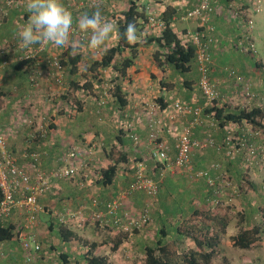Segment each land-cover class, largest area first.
<instances>
[{
  "label": "crops",
  "instance_id": "crops-1",
  "mask_svg": "<svg viewBox=\"0 0 264 264\" xmlns=\"http://www.w3.org/2000/svg\"><path fill=\"white\" fill-rule=\"evenodd\" d=\"M22 1L23 4L20 7L7 9L3 5V0H0V49H5V55H9L6 56V59L10 60L7 67H0V135L5 139L7 151L20 166L28 171L32 177V184L34 182L33 178L38 171L49 173L56 170L59 167L60 156L71 146L93 148L94 154L91 156L90 169L92 168L94 173L98 169L99 177L101 169H106L114 164V160L108 156L110 150L113 149L115 153L124 158L117 163L115 176L109 185L103 186L97 183L96 180L98 178L93 176L88 179L91 173L89 170L87 178L77 177L72 181H57L48 191L36 198V206L38 207V212L36 213L37 225L33 232L38 242L40 237L48 241L46 246H42L39 242L43 254L40 257V264H84V259L89 255L88 253L98 257L104 256L112 264H120L122 260L130 264L131 258L138 256L142 259L144 257L143 249L154 246L158 241H161L163 245L175 244L178 255L192 250L194 248L192 240L183 238L177 233L179 223L187 219L193 211H207L210 208L212 209L213 206L204 181L195 179L193 182L191 181L193 180L191 179L192 177L186 173H178V170L174 173L175 169L168 167L175 159L177 153V142L174 136L166 133L161 135V142L167 147L165 158L158 157L153 159V155L150 154L153 146L147 140L145 128L148 117L144 112L145 107L141 109V103L147 104L152 95V86L159 85V80L161 79L159 76L160 69L157 68L153 56L158 49L156 45L153 43L149 46H140L137 49L133 64L127 69L126 76L120 78L119 81L126 105L121 108L118 107L115 98H113L109 106L112 110L105 109L103 114L106 117L100 122L97 118L98 115L95 114L98 109L95 107V103L88 100V97L79 94L78 91L74 95L80 98L79 100L83 104L80 112L71 109L66 102L60 103L59 98L54 99L58 90H62L61 94L72 92L67 83L69 82L67 77L65 78L64 86L60 87L61 89L54 86L52 77L54 70L47 64L49 58L56 57V55L59 56L67 48H58L51 43L45 44L44 47L42 45L23 46L18 36V31L27 21L30 13L26 9L27 0ZM86 1L62 0L65 6L74 4V27L77 29L76 22L81 14L84 12L91 14L95 10L87 9L86 7L82 10L78 9ZM209 1L214 7V12L203 28L205 29L207 26L214 27L210 35L212 39L210 45L212 58L211 76L218 77L223 70L234 71L237 76L242 77L244 82L252 87V90L250 89L251 92H249L254 97H257L258 101L260 99L263 100L264 104V77L255 71L250 73L252 64L256 68H258L256 64H259L264 70V60L258 58L259 63H257L253 58L247 57L245 53L234 47L235 41L242 33L243 17L232 15L234 9L239 10L244 6L256 4L258 1L264 4V0ZM128 2L129 0H100L97 5L100 4L102 14L106 17L109 15L107 18L117 26V20L119 19L116 18V15H120L119 17L122 18L123 13L128 10ZM137 3L140 4L139 11L145 10L147 18L150 13L155 11L163 12L166 6L176 9L177 14L172 26L173 31L177 34L184 29H192V23L195 24L193 29L198 27L197 23L182 19V14L194 8L198 3L197 0H160L158 9L152 3V0H139ZM138 24L139 27L137 29L140 39L137 42H141L147 37H158L163 29V27L161 29L151 27L147 24V21L138 20ZM174 25L175 27L180 25V27L174 28ZM80 33L81 31L78 29L77 33H72L71 38L74 42L82 45L80 47V53L82 54L80 64L87 65L89 62L88 56L95 55V52L87 47L90 33H88V38L84 40L79 39ZM117 42L118 39L114 37L98 50L103 54L107 49L115 47ZM33 52L37 54L36 57L35 54L32 55ZM29 53H31L30 58L33 59L31 60L32 65L29 76L31 75V78L38 82L34 87H31L28 83L29 76L22 72L14 71L12 69L13 65H11L13 57L17 59V57H22L24 54ZM119 57V59L131 58V51L129 49L124 50ZM166 68L168 69V67ZM152 75L156 76L157 84L152 81ZM253 77L258 81L251 83L246 80L248 78L253 79ZM225 80H227L226 84ZM223 82L225 85L221 89L223 88L227 95L233 94L238 87L242 89L241 94L243 95L244 86L236 84L233 77H227L225 74ZM160 90L159 85L158 91L160 92ZM219 91H221L220 88ZM159 96L169 105V108L173 102L178 100L174 99V95L172 100V94L169 95L165 92H160ZM113 109L116 112H113ZM60 110H64V112L61 113ZM124 116L129 118L127 124L134 126L135 132L140 137L141 143L137 148L133 146L122 129L125 123ZM190 120L189 117H186L176 124L182 126ZM209 121L207 116L202 117L201 123L193 130V139L201 141L205 138L209 131ZM46 122L51 124V126H47ZM180 122H182V125H179ZM262 124H264V120H262ZM214 137L216 143H220L223 133L221 131L215 132ZM32 154L38 155V161L35 163L36 171L31 167ZM221 159L223 160L224 157L216 154L211 148L202 151L194 149L192 151L191 165L195 170H202ZM136 161L146 163L148 167L147 174L152 175V177L156 176V179H159V183L161 182L157 204L152 210L151 224L141 231L133 232L135 235H128L121 243L118 242V239L111 241L112 239H109L111 238L110 234V237H103V241L106 240V245L100 246V238L103 236L100 235V229L93 234L89 226H84L83 230L79 232L69 229L76 237L69 242L62 241L59 236V224L52 215L63 208L77 210L87 205L92 199L99 200L102 208L107 201L117 197L121 191L131 184L134 178ZM225 161L234 185L230 183L225 186L216 180V183L218 182L216 189H220L218 195L221 196L224 205L228 206V209L224 211L229 223L224 233L220 236L210 264H264V196L261 194V189L264 186V168L250 174L248 181L254 186L253 189L245 186L236 194L234 189L239 184L235 180L239 179L242 162L240 163L238 160V162L228 161L227 159ZM153 168L158 170L153 173ZM161 169H164L163 176L159 178L158 174ZM198 182L201 183L198 185ZM80 183H83V186H80ZM174 187H176L178 192H181L180 188H182L185 197L181 199L173 198L171 195H174L172 193ZM25 195H28V193H25ZM22 197L23 193L16 192L14 194L17 205L13 208L11 215L4 220L3 224L20 226L23 220V212L18 207V204ZM171 197V201L168 202ZM146 202L147 197L143 193L137 192L126 199L125 205L132 215H137L141 212ZM170 216H173V220ZM49 218L50 222L48 223ZM48 227L50 231L52 230V233L57 231L56 238L49 236ZM254 227L260 228L259 240L255 244L248 249H240L233 245L232 239L240 231L250 230ZM53 238L57 239V241H52ZM117 242L119 246L115 251L110 252L111 244ZM15 243H17L15 239L0 243V264H19L22 262L24 257L23 250L20 245L18 247ZM106 249H108V252H106Z\"/></svg>",
  "mask_w": 264,
  "mask_h": 264
},
{
  "label": "trees",
  "instance_id": "trees-1",
  "mask_svg": "<svg viewBox=\"0 0 264 264\" xmlns=\"http://www.w3.org/2000/svg\"><path fill=\"white\" fill-rule=\"evenodd\" d=\"M8 1H11V4H8ZM138 1L139 0H129L128 10L123 13V17L121 19L117 20V28H118L119 32L121 33V37L118 39L117 45L115 47L107 49L100 56L99 59L94 60L92 62V66L89 68L88 73L92 74V72L96 71L99 68H100V70L103 71V73L100 74V80L98 77L97 81L95 80V79H97V75L93 74V77H92L93 79L90 81V83H92L93 80L96 81V83L100 82V90L101 91H102L101 83L105 84L109 88L110 87L113 88L114 89L113 98H115V101L118 104V107H120V108L124 107L126 105V101L123 99V95L121 93V87L119 85V79L124 78L126 76L127 69L133 64V58L135 57L137 49L140 46H149L150 44L154 43L158 49L154 53L153 56H154V61L156 62L157 68L160 69L161 79L159 80V85H160V87H162L161 88L162 90L170 89L169 84L173 83V82L166 81V79L168 77V70L166 67L171 68L174 72L178 73V75L181 76V79H179L180 80L179 86L184 91L191 92L194 89L193 85H191V81L189 79H187V77H188L187 75L189 73H191L192 71H194L198 76L197 86H198V89L200 91V94L202 95L203 100L205 101L204 103L206 106L204 108H200L201 109V119L203 116H207V118L210 120L209 121V123H210L209 131L205 135V138L201 141H205L206 139H212L213 145L204 147L202 149H199V148H196V149L202 151V150H205L207 148H211L216 152V154L222 155L224 157V159L223 160L221 159V160L225 163H226V161H225L226 159L228 161H237L238 160V161H240V163L242 162V164H241L242 169L240 170L239 177H238L240 179V181H239V179L235 180V182L236 181L239 182L238 183L239 186H237V188H235L234 190L236 191V194H237L239 192V190H242L243 187H245V186L250 188V189H253L254 186L252 185V183H250L248 181V178L250 177L251 173H253L257 170H260L261 165L259 164L260 161H258V160L261 159L262 154L256 152L257 155H256V159L254 161H252L249 157L246 156V151H244L243 148L241 149L239 147V145H240L239 140H241V138H242V135L240 133L241 130L237 131L236 132L237 134L235 135L237 138L236 140H238V141H234L235 144L237 143L236 146L233 145L232 150L230 149V147L227 148V146L225 144V138H226V130L225 129L227 126H229V124H232V123L238 125L239 127H243L244 123H248L249 125H251L253 127V131L259 132L260 137L251 136L249 134H246L245 135L246 143L248 144V146H251V144H255V146L261 147V145L264 144V139H262V137H263L262 131L264 130V124H262V120L264 119V109L261 106H259L258 104H256V106L252 107L251 109H245V108H240V109H238V108L230 109L229 108L228 109L225 105V104H227L226 102L221 103V105H218V102L222 101V97L226 98L225 96L228 97V95L225 93L226 95L223 96V92L220 93L219 86L216 85V82H214L211 78L212 58H211V54H210V45L212 43V39H211L210 35L213 31L212 32L208 31L209 26H207L205 29L203 28L209 22V17L213 14L214 7L212 6L210 1L208 0L213 11L209 14L207 23L204 25H199L198 24L199 20H196V19L185 20V21H194L195 23L198 24V27L196 29H194V31L184 29L183 31H180V33L177 34L176 32L173 31V26H172L174 18L177 14L176 9H174L171 6H166V8L163 12L160 13V11H159V12H157L158 14L154 12V14L158 15V18L163 22V29H162L160 36H158V37H147L146 39H144L141 42H137L135 44H129L126 41V39L123 38V35H122L125 31L127 23L135 22L136 26L139 27L138 20L147 21L145 10L139 11V4L137 3ZM197 1H198V3L195 7H197L199 4V0H197ZM86 2H83V3H86ZM22 4H23L22 0H3V5L7 9H12L14 7L18 8ZM96 6L89 7L88 4H87V6H86V4H84L83 6H80L78 9L82 10L84 7H86L87 9H95ZM66 7L72 13L74 12L73 11V9L75 7L74 4L66 5ZM235 11L237 12L238 10L234 9V12ZM185 16L186 15H183L182 19ZM211 27H213V26H211ZM75 29H77V28H75ZM213 30H214V27H213ZM192 32H199L200 34H202L203 36H201V40L204 43L207 42L208 40H211V41L207 42V52L209 55L208 56L209 60L207 63L206 76L208 77V82H209L210 86L212 87V89L218 93V98L216 100L212 101L211 103L207 102L205 95L202 93V91L200 89V85H199L200 73L198 71V63H197V58H196L197 47L190 42H183L181 40V37H180L182 34L183 37H185L186 40L188 39V41H189V35ZM235 43H236V41H235ZM235 43H234V47H235ZM47 44L48 43H46V45ZM127 49H129L131 51V58H127V59L124 58L122 61H120L119 56L122 54V52L124 50H127ZM7 55H5V49H0V58H1L0 67L1 68L7 67L10 63V60L6 59ZM30 55H31V53L24 54V56L17 57V59L13 57V63L11 64V65H13L12 69L14 71H17V72H22L26 76H29V74L31 72V65H32L31 60H33L32 58H30ZM247 56L251 57V55H247ZM53 59H54V57L49 58L47 64L50 68H52L54 70L53 76H52L54 86L56 88H60V87L62 88L64 86V83H65V78L67 77V79L69 80V82H67V83L70 86V88L73 90L72 92H66L65 94L62 93L60 95H59V90H58V94L54 97V99L59 98L60 103L66 102V104L70 105V107L77 105V109L75 108V110H76V112H80L82 109V105H81L82 103L74 97L75 96L74 90L75 91H78L81 89H82V91L84 90V87H78V85L76 83L77 81L75 80V76L77 75V72H78L79 67H80L79 64H80L81 59H82V54L79 51L78 54L72 55V54H70V48H67L66 50L62 51V53L59 56H57L56 59L58 60V63L60 65V69H61L60 70L61 78L59 81L57 80L58 73H57L56 67L53 65V61H54ZM3 62H6L7 64H5V66H2ZM256 66L259 67L260 65L256 64ZM109 68L112 69L113 74H116L114 79H111V80L107 79L108 75L105 73L107 71V69H109ZM228 71H231V70L225 71V74L227 77H228ZM28 83L31 87H34L35 85L38 84V82H35L34 78H31V75L29 76ZM93 86L97 87V85H93ZM165 86H168V87H165ZM250 89L252 90V87H250V85H249V91H250ZM105 96H107V90L106 89L103 92V97H100V103L98 104L99 106L98 105L95 106L98 108L96 110L97 112L95 113L97 115H100V114L104 115L103 112L105 109L106 110L109 109V111L112 110V108H109V106L107 104H105V98H104ZM57 99H56V101H57ZM257 99H258L257 97H254V100H257ZM157 102L160 104V107L162 108V110L168 108L167 103L163 100V98L159 97ZM175 103L182 104L183 106L190 107L191 109L199 108V107L187 105V104L177 102V101L173 102L172 105ZM60 112L63 113L64 110H60ZM113 112H115L114 109H113ZM104 117H106V115H104ZM124 117H125V123L123 124L122 129L124 130V132L128 136L129 140L132 142L133 146L135 148H137V146L140 145V143H141L140 137L135 132L134 126L132 127V125L127 124V121L129 118L127 116H124ZM185 118L186 117L182 116L179 118L177 117L174 120H169L168 117L167 118L165 117V115L162 118H159L158 114H156V120L154 119L152 121H149L147 119L148 121L146 122L145 128H146L147 140L149 142H151L152 146H153L151 149V153H150L151 155L153 154V152L155 150L156 151L158 150L157 145L163 143V142H161V139H160L161 135L163 133L164 134L166 133L167 135H170V136H172L171 132L174 130L179 131V133H180L185 127H187L189 125L188 123H190V122L192 123L194 121L193 117L189 116V118L191 120L189 122H187L186 124H184L182 126H178L176 124ZM47 119H46V121H47ZM47 124L49 126H51V124H49V123H47ZM172 124H173V127H172ZM175 126H177V127H175ZM197 126H198V124L195 125L193 130ZM152 129L157 130V135H156V138L154 139V141L151 140L149 137V135L152 133ZM168 130L170 131L169 133L167 132ZM193 130H192L191 138L193 136ZM218 131H221L223 133V138H222V141L220 143H216L215 137H214V133L218 132ZM175 133L177 134L178 132H175ZM197 141H200V140H197ZM258 142H259V144H258ZM135 143H139V144H135ZM258 150L260 151V149H258ZM229 151H231L230 154H228ZM108 156H110L114 160V164L110 165L106 169H101L100 170V177L98 175L96 177V178H98L96 180V182L103 185V186H106V185H109L112 183V180H113L115 173H116V165L118 162H121L124 159L123 156L118 155V153H115L113 149L109 151ZM191 157H192V152H191L190 160H189L188 164L181 167V168H178V171L182 172L184 174L186 173L188 176H190L194 179L200 180V181H204L206 183L207 193L210 196L209 198H211L212 206H213L212 209H214V210H212L211 208H210V210H207V211L195 210L188 216L187 219H184L181 221V223H179L177 233H178V235H180L183 238H190L192 240V242L194 243V248L192 250H189L182 255H178L176 253L175 244L174 245L173 244L163 245L161 243V241H158L154 246L145 247V249H143L142 253L144 254V257L141 261V264H179V262H181L182 264H210V262L214 256V250L219 243L220 236L224 233L225 228L229 223V219H228L227 215H225V211H224L226 209H222L220 206L221 203L224 204V201L222 200L221 196L218 195L219 188L216 189V184L218 182L222 183L223 185L227 183L226 186H228L230 183L232 185H234V183L231 181V178H230V175H229L228 170L226 168V165H223L220 163L221 160H217L216 162H213L206 169L195 170V169H193V167L191 165ZM153 159H155L154 156H153ZM139 162H142V161H136V163H135L134 176H135V172H136V165ZM263 162H264V160H263ZM16 163H17V161H16ZM142 164L146 165V163H144V162ZM212 165H215V166L218 165L219 169H215V168L212 169V167H211ZM146 167H147V165H146ZM223 168H226V169L223 170ZM172 169H175V168H172ZM33 170L36 171L35 168H33ZM156 170H158V169L153 168V173L156 172ZM25 171H26V169H25ZM163 171H164V169L160 170V173L158 174L159 178H162V176H163L162 172ZM201 171L206 172L207 176L206 177H196V173L201 172ZM26 172L28 173V171H26ZM147 172H148V167H147ZM146 177L153 180L157 186L156 194L151 197V201L153 202V208H154V206L157 204V199L159 196V190H160V183L161 182L159 183V179L157 178L158 179L157 180L156 176L152 177V175L147 174ZM133 180H134V178H133ZM208 180H211V181L214 180V186L213 187L209 186ZM216 180L218 181L217 183H216ZM240 186H242V187H240ZM174 188H176V187H174ZM263 189H261V194H262ZM145 197H147V201L150 198L146 195H145ZM1 199H2V193L0 191V201H1ZM97 201L99 202V200H97ZM99 203H101V202H99ZM101 206L102 205H100V207ZM153 208H152V210H153ZM63 209H65V208H63ZM63 209H61V211ZM10 215H11V213L9 214V216ZM23 218H24V214H23ZM170 218H173V216H170ZM5 219L6 218L0 220V243L9 242V241L15 239V241H17V243H19V245L21 246V243H22L21 239L19 237L18 232H16V230L18 229L19 226L17 227L13 224H9V225L3 224ZM151 220H152V211H151ZM22 222H23V220H22ZM147 226L148 225L144 226L143 229ZM106 229H109L111 231H112V229H113V231L115 230L112 221H110V223L108 224V227ZM143 229H141V230H143ZM141 230H139V231H141ZM135 232H138V231H135ZM122 234L123 235H129L127 233H122ZM132 234H134V233H132ZM259 234H260V228H258V227H254L250 230L240 231L238 233V235L232 239L233 245L237 248H240V249H248L259 240ZM59 236H60L61 240L64 242H69L70 240H73L76 237L72 231H70L69 229H67L63 226H60V225H59ZM118 242L121 243L122 240L120 239ZM118 242L114 245V247L112 248V251H115L116 248L119 246ZM88 254L89 255L87 257H85V259H84V262H85L84 264H110L108 259L104 256L98 257V256H93L90 253H88Z\"/></svg>",
  "mask_w": 264,
  "mask_h": 264
},
{
  "label": "built area",
  "instance_id": "built-area-1",
  "mask_svg": "<svg viewBox=\"0 0 264 264\" xmlns=\"http://www.w3.org/2000/svg\"><path fill=\"white\" fill-rule=\"evenodd\" d=\"M105 1V0H102ZM100 3V0H88L86 3L89 7L96 6ZM8 4H11V1H8ZM260 4V1L256 5ZM240 10V9H239ZM213 11L208 0H199V4L194 9L190 10L184 20L196 19L199 20V25H204L207 23L209 14ZM235 17H243V23L245 29H242L241 36L237 39L235 43L236 49L245 53L246 55H254L256 53L255 45L251 36V29L253 27V20L251 15H246L245 13L239 12L236 13ZM147 24L151 27H157L161 29L163 27V22L158 18V15L150 13L147 18ZM208 31L212 32L213 27L209 26ZM78 30L75 29L73 33H77ZM89 34L81 32L79 35L80 40L88 38ZM202 34L199 32H192L189 35L188 39L183 42H190L197 47L196 58L198 63V71L200 73L199 85L202 93L205 95L208 103L216 100L218 98V93L212 89L208 82V77L206 76L207 72V63H208V52H207V42H202ZM45 44L42 45L44 47ZM53 65L56 67L59 81L61 78L60 65L57 59H53ZM6 62L2 63V66H5ZM228 76L235 79L236 84L243 85L245 88V95L249 100H252L254 95L249 92V85L244 82V79L240 76H237L234 71H228ZM158 107L155 105H150L145 108V114L148 117L149 121L156 120V113ZM165 117L169 120H174L179 117H193V122L189 123L180 133L179 131H172L171 135L175 137L177 142V154L174 161L168 167L172 168H181L188 164L190 160V155L192 150L199 148L202 149L207 146L213 145L212 139H206L205 141H197L191 138L192 130L195 125L201 123V109L195 108L191 109L190 107L183 106L182 104L175 103L170 108L163 110ZM212 124V123H211ZM226 138L225 144L232 150L233 145L236 146L234 141L236 140V132L241 130L242 138L239 140V147L246 151V156L249 157L252 161L256 159L257 153H261L262 157L258 161L264 160V153L260 146H255L251 144L248 146L246 143L245 135L249 134L251 136L260 137L259 132L253 131V127L248 123H244L243 127H239L236 124H229L226 127ZM170 132L169 130L167 131ZM175 132H178L177 134ZM44 133V132H43ZM243 133V134H242ZM157 135V130L152 129V133L149 135L150 139L154 141ZM233 140V141H232ZM139 144V143H135ZM158 150L153 152V156L156 158H165V152L167 147L164 143L157 145ZM260 149V151L258 150ZM257 152V153H256ZM231 151L228 152L230 154ZM94 154L92 147L85 146H71L69 147L64 154L59 158V167L49 173L38 171L33 178L28 174L25 169L16 163L14 157L7 151L6 143L3 136L0 135V191L2 193V199L0 201V220L7 218L11 213L12 209L17 205L14 194L16 192L23 193V197L18 204V207L22 210L24 214L23 222L20 224L16 232H18L21 239V248L24 253V257L21 263L19 264H34L36 260V255L39 254L42 247L37 241L34 235V228L37 225L36 213L38 212V207L36 206V198L48 191L55 182L60 180L72 181L77 177L87 178L88 171L90 170V175L93 177L99 176V170H94L91 168V156ZM86 156V157H85ZM85 157V158H84ZM31 167L35 168V163L38 161V155H31ZM257 161V162H258ZM256 162V163H257ZM259 162V164H260ZM139 162L136 165V172L134 180L131 184L121 191L117 197L113 198L110 201H107L101 208L96 199H92L90 203L82 206L77 210L63 209L61 212H57L52 215V217L57 221L60 226H63L67 229H82L85 224L95 226L98 229H106L110 221H112L115 231L122 233L132 234L135 231L143 229L144 226L151 223V211L153 208V202L151 197L154 196L157 192L156 183L147 178V167ZM258 164V165H259ZM212 169H219V166L212 165ZM163 173V172H162ZM162 175V174H161ZM206 172L196 173V177H206ZM209 186H214V180H208ZM224 183V182H223ZM225 186L227 185L224 184ZM80 186H83V183H80ZM220 191V189H219ZM143 193L144 195L150 197L146 202L143 210L137 214L132 215L126 208L125 201L133 193ZM28 193V195H25Z\"/></svg>",
  "mask_w": 264,
  "mask_h": 264
},
{
  "label": "rangeland",
  "instance_id": "rangeland-1",
  "mask_svg": "<svg viewBox=\"0 0 264 264\" xmlns=\"http://www.w3.org/2000/svg\"><path fill=\"white\" fill-rule=\"evenodd\" d=\"M152 3L157 8V7H159L158 5L160 4V0L159 1L158 0H152ZM263 9H264V4H261V3L258 4V5L251 4V5H247V6L242 7L237 12L235 11L234 13H232V15H236V13L242 12V13H245L246 15H251L252 20H253V27L251 29V36H252L251 38L253 40V43H254L255 49H256V53L254 55H252L251 57L257 63H259V60H257L258 58H262L264 60V45H263V43H264V15H263L264 11H263ZM157 12H159V11H155V13H157ZM188 12H185L182 15H186V13H188ZM108 16L109 15H107V17ZM119 16L120 15H116V18L121 19ZM122 17H123V15H122ZM190 22H194V21H190ZM177 24H178V22H177ZM192 25H193V27H191L192 29H190V31H192V30L194 31L193 28H194V25L195 24L192 23ZM176 27L179 28L180 25L179 26L176 25ZM176 27L174 25V28H176ZM241 27H242L243 30L245 29L244 23H243V25ZM259 27H260V31H259ZM180 37H181V40L182 41L185 40V38L183 37L182 34H181ZM262 40H263V42H262ZM94 52H95V55L88 56L89 62H88L87 65L79 64L80 67H79V70L77 72V75L75 76V80L77 81L76 83H77L78 87H84V90L83 91H82V89L81 90H78V93L79 94H82L84 97H88V100L94 102L95 103V106H97L100 103V97H103V92L106 89L107 90V96L104 97L105 98V104H107L108 106H110V104L113 101V95H114L113 92H114V89L111 88V87L109 88L105 84L101 83V86H102V91H101L100 90V82H97L96 83V81L98 80V77H99V80H100V74L103 73V71L100 70V68H99L97 70L95 69L96 71L92 72V74L91 73H88L89 68L92 66V62L94 60H97V59L100 58V54H101L100 53V50H94ZM34 54H35V57H36L37 54L35 52H33L32 55H34ZM57 56L58 55H56V57H54V58L56 59ZM119 60L122 61L123 58H121ZM250 68H252L250 73H253L255 71V72H258L259 75H261V76L264 77V70L262 69L263 68L262 66L256 68L252 64V66ZM167 70H168V77H167L166 81L173 82V83L169 84L170 89H164V90L161 89L160 92H165V93H167L169 95L172 94V100H173V95H174L175 96L174 99H178L176 101H179V102L184 103V104H187V105L199 107V108H204V106H205V103L204 102L205 101L203 100L202 95L200 94V91H199L198 86H197V78H198L197 74L194 71H192L191 73H189L187 75L188 76L187 79H189L191 81V85H193V88H194L191 92H188V91H184L179 86L180 85V80L179 79H181V76H179L178 73L174 72L171 68H168ZM105 73L108 75L107 76V79L108 80L114 79V77L116 76V74H113L111 68L107 69V71ZM221 73L222 74L220 76H218V77L211 76V78H212V80L214 82H216V85L219 86V88L221 90L220 93L223 92V96H224V95H226L225 92H224L225 90H223V88L221 89V87H223L227 83L226 82L227 80L224 81L225 82V84H224L223 80L225 78V71L223 70V71H221ZM93 74L94 75H97V79H95L96 81L93 80V82L90 83V81L93 79L92 78L93 77ZM159 76L161 77V74H159ZM151 79H152V81L155 82V84H157L156 76H153L152 75ZM246 80L250 81L251 83L258 81L257 79H254V77H253V79L248 78ZM119 81H120V79H119ZM93 85H97L98 88L95 87V86H93ZM158 86L159 85L152 86L153 87L151 89L152 95H151L150 99L148 100L147 104L146 103H143V102L141 103V109H144V107L147 108L150 105H155L156 107L159 108L156 114H158V117L159 118H162L164 116V113H163L162 108L160 107V104L157 102V100L159 99V97H161V96H159L160 92L158 91ZM233 86H234V84H233ZM165 87H168V86H165ZM160 88H162V87H160ZM241 90L242 89L238 87V88H236L234 90L235 92L233 94L228 95V97L225 96L226 98L222 97V101H219L218 102V105H221V103H225L226 102L227 104H225V105H226V107L228 109L229 108L230 109H233V108H238V109H240V108L251 109L252 107L256 106V104L258 103L259 106H261L264 109L263 100L260 99L258 101V100H254V98L252 100H249L248 97L245 95L244 92H243V95L241 94ZM61 92H62V90H59V95L61 94ZM250 92H251V90H250ZM74 93H76L75 90H74ZM57 94H58V91H57ZM75 98L78 99V100L80 99V98H77V97H75ZM81 105L83 107V104H81ZM167 106H169V105H167ZM70 108L73 109L74 111H76L75 108L77 109V105H74L73 107H70ZM97 118L100 120V122L105 119L104 118V115H102V114L98 115ZM179 125H182V122H180ZM47 126H48V124H47ZM262 133H263V136H264V130L262 131ZM262 139H264V137H262ZM261 148H262L263 153H264V144L261 145ZM220 163L223 164V165H226V163L223 162V161H220ZM260 165H261L260 166V169L264 168V162L263 161L260 162ZM225 169L226 168H223V170H225ZM177 170L178 169H175L174 170V173L177 172ZM178 173H181V172L178 171ZM191 179H193V180H191ZM191 179L189 178V180H191L193 182L195 181L194 178H191ZM263 180H264V178H263ZM200 183L201 182H198V185ZM238 183L239 182L237 181V184ZM180 189L182 191L181 192H178L177 189L174 188L173 189V192H172L174 195H171V196H173V198H180V199L181 198H184L185 197V194L183 192L184 190L182 188H180ZM262 194L264 195V189L262 191ZM171 199H172V197L170 198V200L168 202H170ZM220 206H221L222 209H226V210L228 209L227 208L228 206L227 205H224L223 203H221ZM172 220H173V218H172ZM172 220H169V221H172ZM46 221H47V218H46ZM49 222H50V218L48 220V223ZM86 226H89V228L93 232V234H95L98 231V228L95 227V226H91V225H86ZM81 230H83V229H77L75 231L79 232ZM47 231H48L49 236H51V237L53 236L55 238L57 237V231L55 233H52L51 232L52 230L50 231L49 230V227L47 228ZM135 233H134V235H135ZM110 234H111V238H109V239H112L111 241H116V239H118V240H120V239L121 240H124V238H126L128 236V235H123L122 233H120L118 231H113V230L111 231L109 229H105V230H103V229L101 230L100 229V235H103L102 237L100 236L101 237L100 238V246L106 245V240L103 241V237L109 236ZM52 241L56 242L57 239H54L53 238ZM39 242L41 243L42 246L48 245V241L45 240V239H41V237L39 238ZM115 244L116 243H112L111 244V246H110V252L112 251V248L114 247ZM15 245H18V247H19V243H15ZM40 252H39V254L36 255V260L34 261V264H40V257L43 255L42 252L41 253ZM106 252H108V249H106ZM142 259L139 258L138 256H135V257L131 258L132 261L130 260V264H141ZM110 264H112V263H110ZM120 264H128V263H125L124 260H122L120 262ZM179 264H182V263L179 262Z\"/></svg>",
  "mask_w": 264,
  "mask_h": 264
},
{
  "label": "clouds",
  "instance_id": "clouds-1",
  "mask_svg": "<svg viewBox=\"0 0 264 264\" xmlns=\"http://www.w3.org/2000/svg\"><path fill=\"white\" fill-rule=\"evenodd\" d=\"M26 9L30 15L18 31L24 47L51 43L58 48H70L72 55L79 53L82 45L71 38L75 30L73 13L62 0H27ZM76 27L90 33L87 47L91 50L101 49L109 40L121 37L115 23L102 14L99 5L91 14H81ZM122 35L129 44L140 39L135 22L127 23Z\"/></svg>",
  "mask_w": 264,
  "mask_h": 264
}]
</instances>
